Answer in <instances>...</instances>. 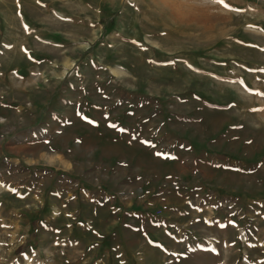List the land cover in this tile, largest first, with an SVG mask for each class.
<instances>
[{"label": "rangeland", "instance_id": "1", "mask_svg": "<svg viewBox=\"0 0 264 264\" xmlns=\"http://www.w3.org/2000/svg\"><path fill=\"white\" fill-rule=\"evenodd\" d=\"M0 264H264V0H0Z\"/></svg>", "mask_w": 264, "mask_h": 264}, {"label": "crops", "instance_id": "2", "mask_svg": "<svg viewBox=\"0 0 264 264\" xmlns=\"http://www.w3.org/2000/svg\"><path fill=\"white\" fill-rule=\"evenodd\" d=\"M129 147L136 148V149L141 150V151H146V150H149L150 148H152L150 146H129ZM144 190H145L144 188H139V192H143Z\"/></svg>", "mask_w": 264, "mask_h": 264}, {"label": "snow or ice", "instance_id": "3", "mask_svg": "<svg viewBox=\"0 0 264 264\" xmlns=\"http://www.w3.org/2000/svg\"><path fill=\"white\" fill-rule=\"evenodd\" d=\"M123 131V130H122ZM158 155H160V153H158Z\"/></svg>", "mask_w": 264, "mask_h": 264}]
</instances>
